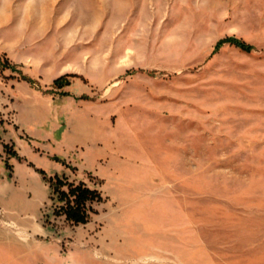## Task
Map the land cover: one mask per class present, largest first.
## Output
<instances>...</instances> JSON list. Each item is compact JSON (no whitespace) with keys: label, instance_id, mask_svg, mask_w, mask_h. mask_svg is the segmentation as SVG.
Instances as JSON below:
<instances>
[{"label":"rangeland","instance_id":"obj_1","mask_svg":"<svg viewBox=\"0 0 264 264\" xmlns=\"http://www.w3.org/2000/svg\"><path fill=\"white\" fill-rule=\"evenodd\" d=\"M46 1L37 17V0H0V45L54 24L39 32L42 55L78 76L51 92L55 79L17 64L4 78L23 72L56 103L75 97L104 128V154L114 140L121 152L110 178L92 155L60 157L58 174L104 195L76 226L55 216L30 163L50 175L55 165L34 162L17 131L7 143L23 160L11 157L0 135V264H264V0ZM228 37L254 49H217Z\"/></svg>","mask_w":264,"mask_h":264},{"label":"crops","instance_id":"obj_2","mask_svg":"<svg viewBox=\"0 0 264 264\" xmlns=\"http://www.w3.org/2000/svg\"><path fill=\"white\" fill-rule=\"evenodd\" d=\"M36 4L32 14L37 17L42 14V11H46L48 6H52L46 0H37ZM53 25L29 23L28 33H16L12 41L7 42L6 45H0V53H7L11 61L20 65L25 73L34 77L42 76L49 82L63 73L73 71L70 61L64 62L62 58L42 55L48 45L40 44L39 32ZM25 26V23H16L12 31L24 30ZM9 70L0 69V135L10 134L6 142L17 143L19 136L14 135L16 131L28 136L33 142L30 158L42 167H46L47 163L54 164L56 167L54 174L60 173L64 166L61 162L51 159L50 155L70 159L71 154L75 153L82 160H87L92 155L97 159L98 164L109 166L108 170L102 171V175L110 178L109 174L113 172L115 160L119 158L121 152V141H112L111 153L104 154L106 139L101 132L104 128L98 125L92 114L81 112L84 108L75 97L69 96L56 103V98L38 91L25 80L14 78L6 80L4 77L10 75ZM10 111L14 112L13 123L6 121ZM107 124V128L110 129L109 122ZM119 127L118 125L111 130L116 133ZM56 148L64 150L65 153L59 154ZM129 158V156L126 157V159Z\"/></svg>","mask_w":264,"mask_h":264},{"label":"trees","instance_id":"obj_3","mask_svg":"<svg viewBox=\"0 0 264 264\" xmlns=\"http://www.w3.org/2000/svg\"><path fill=\"white\" fill-rule=\"evenodd\" d=\"M230 43L241 48L244 51L251 52L254 49L252 44L238 39L236 37H228L220 40L217 44V49L223 44ZM7 68H16L7 53L0 54V69L5 70ZM21 73V79L28 81L32 85H36L37 81L32 77H29L23 72ZM78 76L77 74L68 73L62 75L54 80L53 89L47 92L55 91V89H62L72 83V77ZM5 149L8 151L11 157H17L23 160L22 156L15 149L14 144L4 143ZM1 154V153H0ZM54 160L58 162H64L60 157L55 156ZM38 173H40L43 179L49 184L51 189V199L57 201L54 208V214L56 217H65V220L72 225H86L88 224L93 214L97 213L95 203L102 202L104 195L101 190L93 188L85 181L75 182L70 180L67 176L60 175L58 173L50 175L46 169L37 167L34 163H30ZM6 167L10 171V177H13L14 166L10 161H6Z\"/></svg>","mask_w":264,"mask_h":264}]
</instances>
